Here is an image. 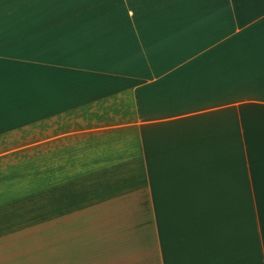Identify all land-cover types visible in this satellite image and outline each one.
Returning <instances> with one entry per match:
<instances>
[{
	"label": "crops",
	"instance_id": "1",
	"mask_svg": "<svg viewBox=\"0 0 264 264\" xmlns=\"http://www.w3.org/2000/svg\"><path fill=\"white\" fill-rule=\"evenodd\" d=\"M0 264H264V0H0Z\"/></svg>",
	"mask_w": 264,
	"mask_h": 264
}]
</instances>
